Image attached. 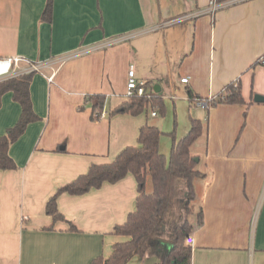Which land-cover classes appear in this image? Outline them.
<instances>
[{"label": "crops", "instance_id": "obj_1", "mask_svg": "<svg viewBox=\"0 0 264 264\" xmlns=\"http://www.w3.org/2000/svg\"><path fill=\"white\" fill-rule=\"evenodd\" d=\"M210 1L53 0L48 22L42 19L46 0H0V57L45 64L29 83L39 120L9 148L16 169L0 170V264H90L125 240L111 232L134 210L131 175L84 195L61 194L58 210L75 231L53 223L45 205L90 165L110 163L122 149L137 146L143 125L171 130L150 110L108 117L126 100L129 66L164 108L172 95V110L181 113L177 139L187 133L190 117L207 123L190 147L203 175L193 183L189 221L194 224L201 210L202 225L189 236L191 264H264V103L248 105L253 94L264 97V64L251 69L264 58V0L197 16ZM170 18L178 21L153 30ZM79 50L88 53L63 61ZM236 79L245 105H218L205 120L204 108L188 101V90L211 98ZM96 94L105 96L106 114L92 121L87 98ZM20 114L12 94H4L0 137ZM171 146L163 135L161 154L167 157ZM169 248L165 240L155 244L163 254ZM158 263L145 256L127 264Z\"/></svg>", "mask_w": 264, "mask_h": 264}, {"label": "trees", "instance_id": "obj_2", "mask_svg": "<svg viewBox=\"0 0 264 264\" xmlns=\"http://www.w3.org/2000/svg\"><path fill=\"white\" fill-rule=\"evenodd\" d=\"M52 6L53 0H46L43 20L51 21ZM172 19L174 18L167 20ZM263 64L264 58L258 59L251 65V69ZM30 77L31 75L21 76L0 83V105L2 96L11 93L13 100L21 108L17 123L0 137L1 171L16 169L9 155V148L24 134L29 124L39 120L33 111L29 94ZM143 86L146 90L147 84ZM187 98L191 104H204L205 120L209 110L218 105H245L239 79L227 84L214 97L201 98L188 90ZM87 100L91 103L90 119L96 121L98 118L95 115L103 110L106 98L96 94L89 96ZM252 104L259 103H255L251 98L248 105ZM147 110L163 114V102L157 94L148 92L142 96L135 94L126 98L108 114V117H135ZM206 127L207 123L190 117L187 133L177 139L175 125L173 131L167 134L171 138L172 146L166 157L159 150L160 139L165 134L156 126L143 125L138 132L137 146L122 149L110 163L90 165L85 174L60 187L46 202L45 214L51 217L53 223L65 222L69 230L75 231V226L59 212L58 197L61 194L84 195L93 189H100L105 183L114 184L131 175L136 182L137 192L134 210L127 215L123 224L116 225L111 232L125 240L114 243L107 258L97 257L90 264H127L134 257L145 256L155 257L159 261L158 264H191L192 249L185 241L202 225L201 210H198L194 224L190 223L189 217L193 214L196 201L193 183L203 175L198 170L199 162L195 160L198 157L192 155L190 147L203 135ZM148 178L150 192L146 190ZM161 240L170 244L165 254L155 249V244Z\"/></svg>", "mask_w": 264, "mask_h": 264}, {"label": "built area", "instance_id": "obj_3", "mask_svg": "<svg viewBox=\"0 0 264 264\" xmlns=\"http://www.w3.org/2000/svg\"><path fill=\"white\" fill-rule=\"evenodd\" d=\"M247 1L251 0H222V1H217V0H211L208 5V9L199 12L197 16L202 15V14H208V13H213L217 10L220 9H225L237 4H241ZM179 19V18H178ZM178 20H168V22H161L157 24L153 30H161L166 28L167 26L171 25L174 22H177ZM180 21V20H179ZM116 41H111L110 44L117 42ZM88 53L86 50H79L76 51L74 54H71L67 56L66 58L63 59H69V58H74V57H79L81 55H84ZM44 63L41 62H33L31 60H28L26 58L20 57V56H12V57H0V82H4L13 78H18L21 76H27L33 73H39L42 68L44 67ZM52 77H48V80L51 81ZM180 82L182 84H187L188 83V78H181ZM144 83L142 82H137L135 78V72L133 66H129L128 71H127V82H126V88H125V94L124 96L126 98H129L133 95H138L142 96L144 94H147L148 91L145 90ZM174 96L172 97V99ZM196 105L204 108V104L201 102H196ZM106 114L104 110H102L99 113L100 117H103ZM156 113L153 111L151 112V116H155ZM186 244L190 245L192 243V239L188 237L186 239Z\"/></svg>", "mask_w": 264, "mask_h": 264}, {"label": "rangeland", "instance_id": "obj_4", "mask_svg": "<svg viewBox=\"0 0 264 264\" xmlns=\"http://www.w3.org/2000/svg\"><path fill=\"white\" fill-rule=\"evenodd\" d=\"M35 74H38V73H35ZM125 88H126V86H125ZM124 94H125V92H124ZM171 96H169V95L166 96V98L169 100V106H170L169 109L164 108L163 114H161V113H159L157 111L156 112L154 111V112L157 114L156 121L158 123L159 122L160 123H163L164 126H167V124H168L167 121H168L169 122V126L171 127V130L170 131L172 132V130L174 129L175 125L178 124L177 123V120H179L181 118V113L178 110H175V112L172 110V105L173 104L171 103ZM174 98H176V101L178 100L177 94H176V96ZM176 106H178V103H176ZM151 112H153V111H151ZM199 113H201V112H199ZM170 131L163 132V133H165V136H168L167 134L168 133H171ZM147 187H148V191H150L151 185H150V179L149 178H148V181H147ZM190 217H189V220H190Z\"/></svg>", "mask_w": 264, "mask_h": 264}, {"label": "water", "instance_id": "obj_5", "mask_svg": "<svg viewBox=\"0 0 264 264\" xmlns=\"http://www.w3.org/2000/svg\"><path fill=\"white\" fill-rule=\"evenodd\" d=\"M253 101H254L255 103H264V97L259 96V95H255V96L253 97ZM62 149H63V148H62ZM195 160H196V162H198V159H197V158H196Z\"/></svg>", "mask_w": 264, "mask_h": 264}]
</instances>
